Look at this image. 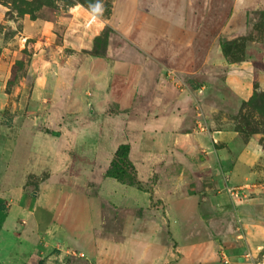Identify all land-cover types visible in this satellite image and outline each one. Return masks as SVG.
Segmentation results:
<instances>
[{
  "label": "rangeland",
  "instance_id": "rangeland-1",
  "mask_svg": "<svg viewBox=\"0 0 264 264\" xmlns=\"http://www.w3.org/2000/svg\"><path fill=\"white\" fill-rule=\"evenodd\" d=\"M0 3L6 6L0 18V172L10 171L0 188L16 183L33 197L42 182L63 184L69 200L56 216L61 210L60 222L70 241L64 243L53 235L48 203L41 205L43 210H34L30 219L0 216V252L5 250L0 264H103L91 256L94 241L105 236L121 241V231L128 230L131 218L138 220L133 232L150 233L154 226L167 243L210 238V232L217 238L225 232L229 225L222 222L229 218L204 219L209 207L199 205L200 196L189 195L185 186L166 196L175 209L170 231L164 200L151 196L148 206V201L128 191L129 185L107 177L106 171L119 145L128 143L141 179L140 148L152 145V120L161 88L170 87L166 95L173 99L181 92L187 94L181 97V108L191 110L186 115L191 126H184V131L209 136L199 123L209 125L210 118L220 121L227 112L242 141L250 131L264 133V0ZM231 20L238 23L237 29L228 28ZM230 64L253 71L252 94L233 106L219 102L221 111L206 118L202 101L214 99L210 92L214 87L232 96L222 83ZM195 79L200 83L197 89ZM188 98L190 107L183 106ZM151 148L146 156L159 170L150 181L146 179L150 193L158 179L168 183L176 177L178 184L185 185V169L201 161L200 153L190 154L187 164L167 149L160 162ZM199 177L207 182L203 174L193 175V186ZM252 182V189L262 184L264 195V174ZM51 192L53 198L60 195ZM256 196L251 192L248 198ZM181 203L187 207L178 206ZM151 211L157 213L154 218L148 216ZM253 253L244 264H264V244Z\"/></svg>",
  "mask_w": 264,
  "mask_h": 264
},
{
  "label": "crops",
  "instance_id": "crops-1",
  "mask_svg": "<svg viewBox=\"0 0 264 264\" xmlns=\"http://www.w3.org/2000/svg\"><path fill=\"white\" fill-rule=\"evenodd\" d=\"M5 7L0 3V18L5 15ZM213 12L217 13L218 10L215 9ZM230 25L234 30L238 23H233L231 20L228 28H230ZM223 60L225 61V59ZM216 64L222 63L217 62ZM253 75L252 70H239L233 64H230L222 83L233 97H228L224 92L214 87L210 91L212 92L211 97L214 99L202 101L207 113L206 118L213 117V112L221 111L219 102L223 104L231 103L230 105L233 106L235 102L237 104L247 101L252 94ZM216 79L215 76L214 80ZM213 83H216V81H213ZM169 88L167 90L161 88L156 99L154 119L152 120V135H150L152 145L140 148L143 156L140 162V171H138L140 178L142 181L147 182L146 179L150 181V176L154 177L158 174L159 167L157 168L154 163L149 162L150 158L146 156L150 147H152L155 159H159L160 162L165 158L167 149L171 154L174 152L179 158H184L186 162L190 154L200 153L201 161L198 166L185 169L182 174L185 185L178 184L179 178L174 177L168 183H161L158 179L153 183L152 193L134 186H128V191L135 198L148 201V206L152 203L153 196L164 200V204L169 206L170 231L173 227L170 217L172 210L174 212L175 209L172 208L173 201H168L166 196L167 194H177L179 189L185 187H189L187 188L190 190L189 195L200 196L199 205L202 203L209 207L208 211L203 214L204 219L206 217L212 219L211 217L215 218V216H218V219L228 217L229 222L222 223H227L229 226L226 230H223L225 232L220 231L221 233L217 238L213 237L216 233L210 232V238L198 237L194 242L189 243H173V240H170L167 243L162 239V233L154 226H152L153 229L150 230V233L146 230L133 232V225L138 220L131 218L127 221L129 222L127 224L128 230L121 231V241H114L107 236L105 238L99 237L97 242L94 241V250L91 256L96 260L100 259L103 264H218L219 257L221 264H244L249 258L248 255L253 258V252L261 249L264 244V195L260 193L262 184L259 186L255 184L254 189H252L253 185L251 184L252 181L256 180L259 173L264 174V169L260 167L264 165V142H262L264 133L256 131L249 135L246 141H242L239 131L232 127L234 121L230 119L227 112H223L220 121L213 118L207 119L209 136L199 131L198 133L184 131L182 130L184 126H191L189 125L191 121L186 119L187 113L190 112L189 114H191V110L188 109L187 112L181 108V104H183L181 103V97L187 96V94L181 92L174 99L169 98L166 95V92L170 91ZM190 104L188 98L187 101H184L183 106L190 107ZM213 138L217 140L216 143L213 142ZM155 159L153 158L152 161L154 162ZM188 162L187 164H189ZM9 172L8 170H3V174L0 172V182L4 178H10ZM199 174H203L207 182L199 177L197 186H193L191 184L193 175ZM173 180L174 183H172ZM15 184L10 183L9 186L0 188V216L4 218L9 215L10 219L14 220L22 217L30 219L34 210L39 207L43 210L45 205H41L48 203L51 212L49 219L54 225L53 235L56 240L70 243L68 234L64 231L60 222L61 210L56 216V212L61 206H67L69 192L65 196L66 187L63 184L56 185L51 181H45L41 183L38 194L32 195L31 193L33 197H30L24 186ZM109 184L111 185V183ZM163 184L167 187L162 186ZM245 184L252 185L250 193L254 192L257 196L253 198H248V196L241 201H233L226 191L227 185L242 186ZM53 190L60 192L57 198L52 197L53 192L51 191ZM50 201H54V203L51 204ZM182 205L181 203L178 206ZM182 207H187V205ZM151 212H148L151 215L148 216L154 218L157 213L155 211ZM163 219L167 222L164 216ZM213 219L209 222H212ZM173 220L177 222L178 218L174 217ZM178 227L180 226L177 224L175 226L176 231ZM40 252L42 253L43 249ZM3 253H5V250L0 252V254ZM242 258L245 261H241Z\"/></svg>",
  "mask_w": 264,
  "mask_h": 264
},
{
  "label": "trees",
  "instance_id": "trees-1",
  "mask_svg": "<svg viewBox=\"0 0 264 264\" xmlns=\"http://www.w3.org/2000/svg\"><path fill=\"white\" fill-rule=\"evenodd\" d=\"M8 13L6 12V15ZM194 87L193 88H198L199 87V82L197 79L193 81ZM255 87L258 88L259 86L255 83ZM256 131H250L251 135ZM130 145L128 143H124L119 145L117 148L114 158L111 162L110 167L106 171V176L115 179L116 181L126 184L129 186H134L137 187L140 190L144 191H151L149 188H146L145 182L140 180L138 178L137 170L132 163L130 157ZM39 264H43L41 261Z\"/></svg>",
  "mask_w": 264,
  "mask_h": 264
},
{
  "label": "built area",
  "instance_id": "built-area-1",
  "mask_svg": "<svg viewBox=\"0 0 264 264\" xmlns=\"http://www.w3.org/2000/svg\"><path fill=\"white\" fill-rule=\"evenodd\" d=\"M199 128L201 131H206L207 133L209 132V129L206 124L199 123ZM213 142L216 143L217 140L213 138ZM252 185L245 184L242 186H230L227 185L226 191L230 195L233 201H241L242 199L246 198L249 196L250 191H251ZM84 256V254H82ZM250 256V255H248Z\"/></svg>",
  "mask_w": 264,
  "mask_h": 264
},
{
  "label": "clouds",
  "instance_id": "clouds-1",
  "mask_svg": "<svg viewBox=\"0 0 264 264\" xmlns=\"http://www.w3.org/2000/svg\"><path fill=\"white\" fill-rule=\"evenodd\" d=\"M99 7H100V6L98 5V6H97V10H99Z\"/></svg>",
  "mask_w": 264,
  "mask_h": 264
}]
</instances>
